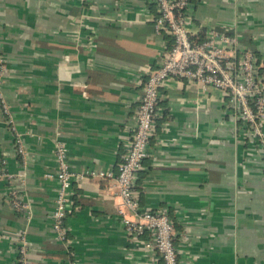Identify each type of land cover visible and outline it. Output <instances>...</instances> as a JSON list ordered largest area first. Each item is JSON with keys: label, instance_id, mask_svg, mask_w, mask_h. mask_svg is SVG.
Wrapping results in <instances>:
<instances>
[{"label": "crops", "instance_id": "1", "mask_svg": "<svg viewBox=\"0 0 264 264\" xmlns=\"http://www.w3.org/2000/svg\"><path fill=\"white\" fill-rule=\"evenodd\" d=\"M194 2L193 35L237 33L264 60V0ZM157 12L149 0H0L1 90L26 149L23 159L0 106V172L16 174L0 177V264L17 263L25 231L31 264H164L147 234L127 235L115 179L76 180L66 243L52 227L57 142L73 171L118 172L146 69L172 44ZM158 109L134 185L142 208L167 209L181 264H264V153L239 114L188 80L170 81Z\"/></svg>", "mask_w": 264, "mask_h": 264}, {"label": "built area", "instance_id": "2", "mask_svg": "<svg viewBox=\"0 0 264 264\" xmlns=\"http://www.w3.org/2000/svg\"><path fill=\"white\" fill-rule=\"evenodd\" d=\"M155 5L157 14L151 13L158 34H166L173 40L171 48L161 57L156 67L146 69L143 93L136 114L133 138L118 165L112 169L85 172L73 171L68 161V149L61 141L56 143L59 181L53 230L59 241L68 240L67 215L72 207L73 186L76 180L86 176L115 179L119 195L123 199L120 213L130 237L140 238L147 234V245L155 249L164 264H181L174 244L175 225L167 209L142 208L134 191L138 173L144 168L149 156V146L156 134V118L163 98V88L173 80H188L201 90H219L227 98L253 136L257 147L264 153V60L246 46L240 44L237 33L214 28L203 41L193 39L190 27L194 0H149ZM7 73L5 57L0 53V106L14 136L15 150L25 159L26 149L23 133L18 131L10 107L1 90ZM16 174L0 172V177L12 179ZM51 176V174H49ZM13 203L17 208L29 207L13 192ZM16 264H31L29 240L26 231L18 243ZM71 264H76L72 261Z\"/></svg>", "mask_w": 264, "mask_h": 264}, {"label": "trees", "instance_id": "3", "mask_svg": "<svg viewBox=\"0 0 264 264\" xmlns=\"http://www.w3.org/2000/svg\"><path fill=\"white\" fill-rule=\"evenodd\" d=\"M207 36H205L204 33H201V35H193V39H195L196 41H203L204 39H206ZM173 43V40H172ZM172 45V44H171ZM19 155V154H18ZM21 156V155H20Z\"/></svg>", "mask_w": 264, "mask_h": 264}]
</instances>
